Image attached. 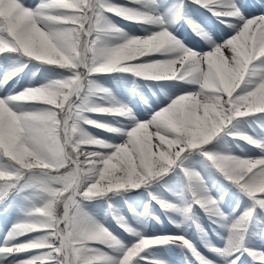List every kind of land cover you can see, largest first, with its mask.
I'll list each match as a JSON object with an SVG mask.
<instances>
[{"label": "snow or ice", "instance_id": "6c2138e0", "mask_svg": "<svg viewBox=\"0 0 264 264\" xmlns=\"http://www.w3.org/2000/svg\"><path fill=\"white\" fill-rule=\"evenodd\" d=\"M191 2L217 17H235L242 23L226 41L213 44L206 53H197L164 27L169 14L183 15L185 0H174L171 5L162 0H129L130 4L140 5L139 8L116 5L111 0H40L35 7L26 5L24 0H0V55L22 53L24 57L70 72L66 78L0 97V203L12 192L28 189L41 192L44 199L41 206H33L24 214L25 219L14 224L5 235V242L0 245V264L21 253L31 255L11 264H140V261L167 264L141 253L178 241L191 251L197 264H216L183 236L145 238L121 220V226L137 237L136 242L125 245L89 219L78 204L79 198L146 185L168 173L189 150H199L254 201L253 209L245 211L232 225L226 247L210 250L224 258L235 256L227 264H237L236 254L244 252L255 264H264V252L243 247L246 226L255 206L264 210V157L219 156L201 147L208 145L235 118L264 113V105L256 102L264 86V14L245 18L232 0ZM105 13L160 26V30L146 37L124 36L123 42L116 46L104 47L102 38L107 32L123 35L115 26H106ZM184 18L197 27L195 22ZM225 50L230 55L225 56ZM153 53L171 55L151 62L137 59ZM218 64H223L226 71H218ZM24 67L27 64L6 74L0 86ZM112 72L134 73L156 81H181L195 86V90L179 95L147 122H136L124 132L127 136L124 143L111 145L82 131L81 124L123 131L84 115L91 112L131 117V110L117 106L115 101L108 106L89 104V96L108 94L106 89L97 88L91 77ZM242 85L250 87L241 91ZM21 102H40L44 107L21 111L17 107ZM150 128L154 131L150 132ZM234 136L264 151V142L247 135ZM185 175L194 198L192 204L221 217L217 202L200 184L199 174L185 170ZM85 180L90 183L82 188ZM152 199L164 210L186 218L192 209V204L176 205L155 196ZM153 218L159 222V217ZM33 233L38 235L13 243ZM105 248L114 249V254Z\"/></svg>", "mask_w": 264, "mask_h": 264}, {"label": "rangeland", "instance_id": "374dc122", "mask_svg": "<svg viewBox=\"0 0 264 264\" xmlns=\"http://www.w3.org/2000/svg\"><path fill=\"white\" fill-rule=\"evenodd\" d=\"M171 1V0H167ZM174 1V0H173ZM25 4L30 7H35L36 4L40 2V0H24ZM111 3L116 5H122L125 4L129 8H139L140 5L135 4H128L123 2L122 0H111ZM174 3V2H172ZM171 3V4H172ZM232 3H234L239 10L242 12V15L245 18H250V16L253 14V10L250 9V4L247 8H245L243 0H232ZM168 4V5H171ZM167 5V4H166ZM161 12L162 9L160 10ZM187 12L189 13V19L192 22H195V17H202L201 14L195 13L191 5H188ZM213 13V12H212ZM177 13L169 14L168 17H171V21L165 23L164 27H167L169 32L179 41L183 43V45L187 46L190 50H195L197 53H206L209 50L213 48V44H221L224 41H226L228 38H230L232 35L235 34L236 27L241 25V21L239 18L235 17H221L220 23L216 25L215 31L216 34H218V37H222V40L217 41L215 40V36H209L206 32H204L201 28H199L202 31L196 32L197 37L191 36L189 33H186L185 29L177 23L174 18L177 16ZM118 16V15H116ZM123 24H117L112 18L110 17V14L105 13V20L104 23L106 26H115V28L122 30L123 35L120 32H113L109 31L107 32L103 38H102V46L104 47H114L117 44L123 42V37H146L147 35H150L151 33L160 30V26H154V25H141L142 23L131 24L129 20L124 19L120 16ZM257 17V16H253ZM133 23V22H132ZM174 23H177L176 25ZM213 23V21H212ZM207 37V38H206ZM164 54V53H161ZM3 55V54H2ZM0 57H3L6 61H2L0 63V81L4 80V77L6 74L12 72L16 67L22 66L24 64H27V67H24L22 72H19L17 75L13 76L11 79L7 80V82L3 83L2 86H0V97H7L9 95H15L22 93L24 90L29 88H34L38 86H43L51 81L59 80L66 78L70 75V72L66 68H61L59 66H51L48 65L45 62L42 61H36L34 58H27L24 57L22 53H13V52H5V54ZM171 54H165V55H152L148 57H138L137 59H142L144 62H151L154 60H161L168 58ZM230 55V53L225 50V56ZM31 62L36 63L35 65H32ZM139 62V61H138ZM258 63V62H257ZM218 71H226V68L223 64L217 65ZM118 73V72H116ZM118 78H120L118 80ZM146 77L143 76H136L134 73H118L114 74L112 73H100L95 74L91 77V80L93 84L97 88L106 89L108 94H102L101 96H89L88 101L90 105H98V106H106L105 104H111L112 101H115L113 97L114 93V87H116V84H119L120 91L121 92H132L131 89L134 87L142 89V92L140 93V99L144 101V104L142 106V109H139L135 107L134 100L136 98V94L129 95L130 99L129 101H125L126 104L123 106L127 107L131 111V117L124 118V117H113L106 114H96L91 112H86L84 115L90 119H92L95 122L102 123L104 125L110 126L114 129L123 130V131H106L103 128L90 126L88 124H81V130L87 133L88 135L92 136L93 138H99L102 141L111 144V145H119L121 143H124L127 139V136L124 134L127 130H130L132 127L135 126L136 122H147L151 116L158 110H162L165 106H167L173 99L177 98L179 95L184 94L189 91L195 90V86L190 84H185L181 81L172 80L173 82L169 83V85L174 86L177 90L174 91H166L165 87L162 91V94L158 93L155 86L152 85V90L154 92V96L151 98V96H146V88L145 83ZM255 79V77L251 78ZM100 82H97V81ZM116 80L118 82H116ZM101 83V84H100ZM114 85V86H113ZM168 87V86H167ZM244 87H250V85H242L243 90ZM145 88V89H144ZM87 93L85 92L84 95ZM110 94V95H109ZM105 98V99H101ZM107 101L111 103H107ZM151 102V103H150ZM258 104L264 105V98L258 96L257 101ZM18 110L21 111H27V110H34L44 107V105L40 102H21L18 104ZM138 111H141L140 113H137ZM235 123V122H234ZM233 121L227 125L228 127L232 128V130H235L237 134H243L245 130H248L251 133H258L261 134L264 133V117H261L260 121L252 126H245V125H234ZM224 130V129H223ZM149 131H154V129L150 128ZM231 134V133H230ZM219 138V133L208 143V145L202 146L205 151L212 153L214 155L224 156V155H231L235 156L237 158H260L257 155L258 153H263L264 151H261L259 147L251 145L250 142L244 140L240 141L239 139L235 138L234 135L227 137V144L226 141H220L218 143H214L213 141L215 139ZM264 142V138L261 137L260 140ZM155 142V141H154ZM258 148L259 151H255V149ZM102 151H111V149H103ZM256 153V154H255ZM197 155V156H196ZM245 157H243V156ZM206 157L201 155L199 150H189L188 152L184 153L180 160L177 161V164L172 166L170 168L168 173L166 174V186L165 190L168 195H172L171 198L174 199V197L177 198V201H168L167 198H165L166 193L162 194V197L158 199H161L166 202H171L176 205H182L186 202L189 204H192L193 202V194L190 186L188 185L189 180L187 179L185 175V170L188 171H195L199 174L200 177V171H197L195 168L199 167L201 169V172H204V169L206 167ZM219 170V169H218ZM220 173L224 175L221 171ZM173 175V176H172ZM160 178L154 179L159 180ZM188 181V182H187ZM90 182L88 180H85L82 184V188L84 185L89 184ZM190 183V182H189ZM231 184L233 182L230 181ZM200 184L206 189V185L204 181L200 180ZM120 190V189H118ZM115 191V190H114ZM138 189L134 190V192H137ZM113 192V191H112ZM111 193V192H110ZM207 195L213 198L216 202L220 201L215 199L213 196L210 195V192L207 191ZM261 195V194H259ZM258 195V196H259ZM43 194L37 190L34 189H28L25 191L20 192H12L7 200H5L3 203H0V220L4 219L8 222L4 221L5 226V233L9 232V230L13 227L14 224L22 221L25 219V213L28 212L33 206H41L44 203V199L42 198ZM233 198V206L230 212L227 213L226 221L224 218L219 219L217 227H214L213 230L207 231L208 235L206 234L204 230V219L202 217H198L197 215H193L195 218L194 223L199 224L200 231L198 234L200 235V243H196V241H193V239L190 241L195 248L202 253L204 256H206L208 259L213 260L216 262V264H222L225 263L226 260H228L230 257L224 258L219 256L218 254L214 252H209V249L206 248V246H209V248L214 247L216 249L222 250L226 247V241L227 238H224L226 235V230L223 229L225 224L232 225L236 222L237 219L240 218L241 212L245 211L249 206L251 208L252 202H254L249 196H244L243 194H237L232 197ZM113 195H110L109 193H106L102 196H96L91 197L88 199L79 198L78 204L80 206V210L89 217L94 222V219L97 220V223L102 225L104 228L109 230L120 242H122L125 245H130L131 243H134L137 241V237L127 238L122 232L118 229L114 228L107 220L105 216H96L93 214H90L85 211V207L89 205H102L101 203H105L107 200H113ZM156 203V200H154ZM119 203V207L113 208V213L118 210V212L123 213V204L121 202ZM130 205V207L134 210L135 214H138V217L143 221L147 222L148 219H144L145 213V207L149 205H152L153 208H156L157 206L153 205V202L149 204V201L143 202L142 204L140 202L133 203V205ZM160 205V204H159ZM12 208L10 209V207ZM152 209V207L150 206ZM203 208V207H202ZM10 211V212H8ZM224 215V212H222ZM177 217H179V227L176 229L173 228H166V231L160 232L159 234L153 235L151 237H161V236H173L170 237H177V236H183L187 240H189L190 234L193 233V229L187 225V223L190 221L192 215L189 214V216L186 218L182 216L179 213H176ZM239 216V217H238ZM238 217V218H237ZM120 220V219H119ZM124 220V219H122ZM257 217L254 216L253 219H250L247 226L250 225L251 233L256 232V222ZM125 222V220L123 221ZM127 226V225H126ZM246 226V227H247ZM145 238H148V228L147 227H140L138 230ZM258 232L260 236L262 237L264 235V223L261 225V228L258 229ZM116 233L119 236L117 237ZM212 233V234H211ZM231 234V230H229L228 237ZM245 234V233H244ZM38 235V233H36ZM206 235V236H202ZM35 236V233L30 234L28 236H22L19 238V240H16L15 242L21 243L23 241L31 240L32 237ZM201 237L204 238L201 240ZM209 242V243H208ZM182 244V243H181ZM103 247V246H100ZM200 247H202L200 249ZM104 250H108L105 248ZM203 250V251H202ZM110 254H114V249L109 250ZM149 253L148 251L145 252V254ZM185 256L183 259H190L191 258V251L186 249ZM31 255V253H21L19 255L20 258L26 259L27 256ZM142 255V253H141ZM216 255V257H215ZM164 261V260H163ZM143 261H140V264ZM167 262V261H166ZM168 264V262H167Z\"/></svg>", "mask_w": 264, "mask_h": 264}, {"label": "bare ground", "instance_id": "6f19581e", "mask_svg": "<svg viewBox=\"0 0 264 264\" xmlns=\"http://www.w3.org/2000/svg\"><path fill=\"white\" fill-rule=\"evenodd\" d=\"M4 221L5 220H1L0 221V245L4 244V242H5V235L8 233V232L5 233ZM13 243H16V242L13 241ZM19 255L20 254H18L16 256H10V257H8V260L5 261V264H11V261H14V260H23L24 258H20Z\"/></svg>", "mask_w": 264, "mask_h": 264}, {"label": "clouds", "instance_id": "9594fccd", "mask_svg": "<svg viewBox=\"0 0 264 264\" xmlns=\"http://www.w3.org/2000/svg\"><path fill=\"white\" fill-rule=\"evenodd\" d=\"M259 96L264 98V86H261V88L259 90Z\"/></svg>", "mask_w": 264, "mask_h": 264}]
</instances>
